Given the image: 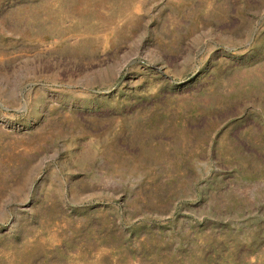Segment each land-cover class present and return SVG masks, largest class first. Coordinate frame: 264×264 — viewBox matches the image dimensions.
<instances>
[{
  "label": "rangeland",
  "instance_id": "1",
  "mask_svg": "<svg viewBox=\"0 0 264 264\" xmlns=\"http://www.w3.org/2000/svg\"><path fill=\"white\" fill-rule=\"evenodd\" d=\"M0 264H264V0H0Z\"/></svg>",
  "mask_w": 264,
  "mask_h": 264
}]
</instances>
